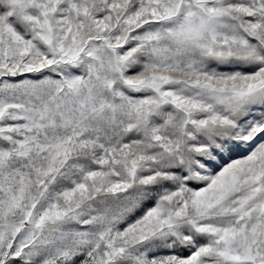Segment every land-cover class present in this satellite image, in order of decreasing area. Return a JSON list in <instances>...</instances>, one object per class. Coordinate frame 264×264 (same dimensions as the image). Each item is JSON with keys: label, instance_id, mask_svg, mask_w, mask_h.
<instances>
[{"label": "snow or ice", "instance_id": "obj_1", "mask_svg": "<svg viewBox=\"0 0 264 264\" xmlns=\"http://www.w3.org/2000/svg\"><path fill=\"white\" fill-rule=\"evenodd\" d=\"M0 264H264V0H0Z\"/></svg>", "mask_w": 264, "mask_h": 264}]
</instances>
